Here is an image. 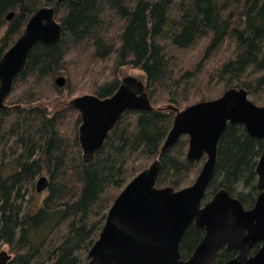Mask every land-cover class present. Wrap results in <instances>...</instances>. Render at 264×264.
<instances>
[{
    "label": "trees",
    "instance_id": "1",
    "mask_svg": "<svg viewBox=\"0 0 264 264\" xmlns=\"http://www.w3.org/2000/svg\"><path fill=\"white\" fill-rule=\"evenodd\" d=\"M43 6L54 7L61 36L33 46L0 110V250L11 255L7 264H84L109 207L136 173L159 158L156 185L179 189L193 182L205 160L186 159V135L160 153L175 112L155 107L183 108L231 87H243L255 104L264 103V0H0V57ZM194 49V61L184 64L183 53ZM126 65L143 72L154 108L122 113L85 163L78 110L68 101L53 108L47 102L64 90L68 96L78 90L110 96ZM60 74L66 80L62 87L55 83ZM263 149L264 137L228 123L203 201L224 188L251 207L259 193L255 168ZM40 176L47 177L45 195L30 211ZM203 235L194 224L187 227L181 258ZM235 255L221 248L211 264Z\"/></svg>",
    "mask_w": 264,
    "mask_h": 264
},
{
    "label": "water",
    "instance_id": "2",
    "mask_svg": "<svg viewBox=\"0 0 264 264\" xmlns=\"http://www.w3.org/2000/svg\"><path fill=\"white\" fill-rule=\"evenodd\" d=\"M12 16L10 12L6 19ZM61 31L53 6L40 7L31 15L22 33L0 57V110L6 106L13 81L25 67L33 46L56 42ZM65 81L63 75L55 77L57 86L62 87ZM68 104L80 113L78 141L85 163L102 147L122 113L154 108L144 82L132 75L123 76L110 96L87 93L69 99ZM166 107L175 114L160 153L186 135V159L196 161L205 155L198 174L191 184L179 189L158 187L161 161L152 160L115 197L84 264H211L221 248L236 251L223 264H264V149L256 163L259 193L251 207L245 208L224 188L203 201L214 173L218 140L226 125L242 124L250 136L263 138L264 105L255 104L243 87H231L216 98L183 108L172 104ZM46 186L47 177L40 176L35 190L41 192ZM190 224L203 229L204 235L183 259L179 245ZM256 243H260L258 249L249 253ZM10 257L6 250H0V264H7Z\"/></svg>",
    "mask_w": 264,
    "mask_h": 264
},
{
    "label": "rangeland",
    "instance_id": "3",
    "mask_svg": "<svg viewBox=\"0 0 264 264\" xmlns=\"http://www.w3.org/2000/svg\"><path fill=\"white\" fill-rule=\"evenodd\" d=\"M1 32H2V29L0 30V34H1ZM197 49H194V50H192V51H189V53H187V52H185V53H183V55L184 54H186V55H184L182 58L184 59V64H188V62L190 61H194L193 59H195V56L197 55ZM186 59V60H185ZM60 75H62V74H60ZM118 75H119V78L121 79L123 76H125V75H132V76H135V77H137V78H139V79H141L143 82H144V80H145V78H144V74H143V72L140 70V69H138V68H133V67H131V66H123V67H121L119 70H118ZM81 85H82V83H81ZM81 85H79V86H81ZM144 86H145V84H144ZM216 89H217V87H216ZM214 92H218L217 90H215ZM87 93H91V92H89V91H87V90H78V91H76V92H74V93H72V94H70L69 96L67 95V92L64 90L63 91V93H62V95L61 96H59V97H57V98H55L56 100H52L51 102H47V103H49V105H48V108H53L54 107V105H55V103H57L58 105L60 104V102L61 101H64V102H67V101H69V99H71V98H73V97H75V96H78V95H82V94H87ZM222 94V93H221ZM220 94V95H221ZM219 95V96H220ZM218 97V96H217ZM216 98V97H215ZM251 99V98H250ZM194 103V102H193ZM162 105H160L159 107H155V108H163V107H165V106H168L169 104L168 103H161ZM260 105H264V103H262V104H260ZM39 178V177H38ZM37 178V179H38ZM37 179H36V181H37ZM36 183V182H35ZM44 195H45V191H41V192H37L36 190H35V187H34V189L31 191V193H30V199H29V202H28V204H29V209H30V211H35L36 210V208L40 205V202H41V200H42V198L44 197Z\"/></svg>",
    "mask_w": 264,
    "mask_h": 264
},
{
    "label": "bare ground",
    "instance_id": "4",
    "mask_svg": "<svg viewBox=\"0 0 264 264\" xmlns=\"http://www.w3.org/2000/svg\"><path fill=\"white\" fill-rule=\"evenodd\" d=\"M31 17V16H30ZM62 32V31H61ZM61 36V35H60Z\"/></svg>",
    "mask_w": 264,
    "mask_h": 264
}]
</instances>
